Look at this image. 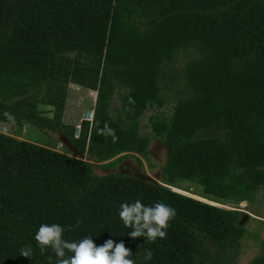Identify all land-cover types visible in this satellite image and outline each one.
Listing matches in <instances>:
<instances>
[{
  "label": "trees",
  "instance_id": "trees-1",
  "mask_svg": "<svg viewBox=\"0 0 264 264\" xmlns=\"http://www.w3.org/2000/svg\"><path fill=\"white\" fill-rule=\"evenodd\" d=\"M186 52L188 94L170 117L150 120L166 148L162 183L96 175L91 160L114 166L130 153L149 154L140 118L165 106L162 76ZM71 83L97 92L79 134L64 121ZM38 104L48 108L38 112ZM5 111L17 123L65 133L87 158L0 131V264H49V254L54 264L50 250L41 255L36 231L78 220L65 239L123 241L136 264H233L248 231L241 211L218 205L251 203L264 189V0H0L2 121ZM105 122L117 142L97 134ZM136 199L176 209L166 238L128 235L120 204ZM25 245L33 257L20 255ZM249 264H264V247Z\"/></svg>",
  "mask_w": 264,
  "mask_h": 264
},
{
  "label": "rangeland",
  "instance_id": "rangeland-1",
  "mask_svg": "<svg viewBox=\"0 0 264 264\" xmlns=\"http://www.w3.org/2000/svg\"><path fill=\"white\" fill-rule=\"evenodd\" d=\"M191 52L180 55L177 62L166 70L162 76L161 85L162 93L167 102L165 106H150L140 118V131L143 135L151 138L149 146V154L143 157L137 153L125 155L119 163L114 166L104 165L106 162L93 161L94 173L96 175H104L111 172H120L133 174L145 179H150L162 183L163 165L166 160V148L156 138L150 120L152 117H170L173 113L177 100L188 94V87L185 77V66L190 58ZM27 98V97H26ZM97 99V92L75 83L69 85V95L66 103L64 121L67 124L80 127L82 120L92 119V112ZM29 104H33V98H27ZM120 98L115 97L111 106L113 116L119 114ZM48 108L42 104L37 105L38 112H44ZM88 112V117L86 113ZM91 113V115H90ZM51 115V113H48ZM17 135L21 139H26L41 145L55 148L59 151L66 152L76 157L86 159V155H82L80 151L74 147L67 135L61 131H55L48 128H40L28 122L11 124L8 121L0 120V131ZM213 133V132H210ZM142 163L139 161V159ZM189 192L200 195L201 188L195 185H189ZM202 195V194H201ZM194 196V195H193ZM225 208H233L242 212L241 216L249 213L251 216L244 222L247 228V235L243 238L239 256L233 264H249L257 257L264 247V189L261 188L251 203H241L238 207L233 204L218 205Z\"/></svg>",
  "mask_w": 264,
  "mask_h": 264
},
{
  "label": "clouds",
  "instance_id": "clouds-1",
  "mask_svg": "<svg viewBox=\"0 0 264 264\" xmlns=\"http://www.w3.org/2000/svg\"><path fill=\"white\" fill-rule=\"evenodd\" d=\"M133 98H129V104H134ZM4 116L11 124H15V116L8 111ZM5 134L7 128L4 129ZM97 134L105 138L111 137L112 142L118 141L115 129L105 122L103 127L97 128ZM176 209L172 206L156 201L151 205H145L141 199L133 202L120 204L119 217L126 228L132 229L128 235L132 238L144 237L148 242H155L157 238L164 239L167 236L166 230L170 227V221L176 218ZM81 221L69 225L67 229L58 223H43L35 233L34 239L40 249L41 255L50 250L55 254L54 264H136L131 249L125 246L123 241L117 243L113 239L106 240L97 246L91 233L79 240H67L64 232L71 231L73 227L78 228ZM20 255L33 257L31 245H25L20 249ZM153 252L144 249L143 259L150 261ZM49 264H53L52 255H47Z\"/></svg>",
  "mask_w": 264,
  "mask_h": 264
},
{
  "label": "water",
  "instance_id": "water-1",
  "mask_svg": "<svg viewBox=\"0 0 264 264\" xmlns=\"http://www.w3.org/2000/svg\"><path fill=\"white\" fill-rule=\"evenodd\" d=\"M88 112L86 113V116L88 117ZM92 117H93V112H92ZM76 133L79 134L80 133V127H77V130H76ZM245 204H247L248 202L247 201H244ZM225 208V207H224ZM227 209H233V208H227ZM233 210H236V209H233ZM243 217L241 218L240 220V224L243 225V223L247 220V218L249 216H251L249 213H245L243 212Z\"/></svg>",
  "mask_w": 264,
  "mask_h": 264
}]
</instances>
